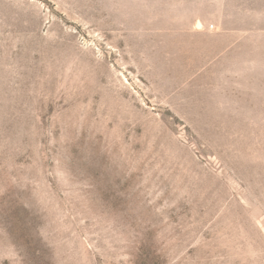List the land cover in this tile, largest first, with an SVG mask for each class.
I'll return each instance as SVG.
<instances>
[{
  "label": "rangeland",
  "instance_id": "rangeland-1",
  "mask_svg": "<svg viewBox=\"0 0 264 264\" xmlns=\"http://www.w3.org/2000/svg\"><path fill=\"white\" fill-rule=\"evenodd\" d=\"M0 264H264V0H0Z\"/></svg>",
  "mask_w": 264,
  "mask_h": 264
}]
</instances>
